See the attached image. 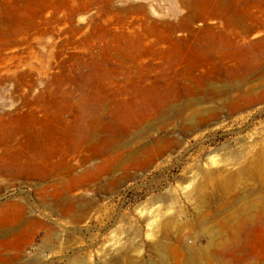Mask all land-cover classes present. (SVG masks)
Wrapping results in <instances>:
<instances>
[{
	"label": "rangeland",
	"instance_id": "obj_1",
	"mask_svg": "<svg viewBox=\"0 0 264 264\" xmlns=\"http://www.w3.org/2000/svg\"><path fill=\"white\" fill-rule=\"evenodd\" d=\"M0 232V264H264V0H0Z\"/></svg>",
	"mask_w": 264,
	"mask_h": 264
},
{
	"label": "bare ground",
	"instance_id": "obj_2",
	"mask_svg": "<svg viewBox=\"0 0 264 264\" xmlns=\"http://www.w3.org/2000/svg\"><path fill=\"white\" fill-rule=\"evenodd\" d=\"M2 230H3V228H2ZM5 231V230H4ZM1 233V232H0ZM4 234V233H3ZM11 259V258H10ZM12 261V260H11Z\"/></svg>",
	"mask_w": 264,
	"mask_h": 264
}]
</instances>
